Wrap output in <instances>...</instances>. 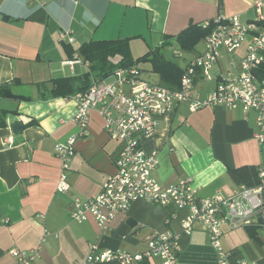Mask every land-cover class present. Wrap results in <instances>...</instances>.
I'll list each match as a JSON object with an SVG mask.
<instances>
[{"label": "crops", "instance_id": "crops-1", "mask_svg": "<svg viewBox=\"0 0 264 264\" xmlns=\"http://www.w3.org/2000/svg\"><path fill=\"white\" fill-rule=\"evenodd\" d=\"M258 1L0 0V87L27 97L0 96V121L6 124L0 126V264H20L14 250H37L35 264H78L93 246L99 251H144V238L151 230L180 231L184 211L145 201L116 215L105 229L94 218L82 223L71 218L75 197L89 199L101 193L108 176L116 171L123 145L110 139L95 112L89 136L76 145L68 173L71 190L59 193L61 162L55 149L77 131V102L71 97H47L38 86L87 73L85 65L71 67L66 62L92 40L129 38L131 46L140 42L151 50L167 37L179 36L190 24H203L220 15L238 16L242 23L255 21ZM65 30L73 31V45L60 41ZM204 40L195 51H182L183 56L175 61L182 60L184 64H179L184 69L203 52ZM250 44L251 37H247L233 52L222 50L211 69L213 80L199 75L196 90L205 96L218 83L238 77ZM177 48L171 47L172 57ZM154 75L153 83L161 84L159 75ZM257 77H264V65ZM18 123L22 127L14 130ZM257 130L254 112L220 106L190 112L182 104L159 119L154 137L142 147L148 154H157L159 165L152 176L161 185L191 177L199 198L218 192L228 196L238 186L231 170L256 167L259 173L264 171V142L255 138ZM8 136L14 137L13 145L6 143ZM222 244L233 253V260L264 264V217L236 230L225 229ZM180 246L177 264H217V251L201 226L191 235H182ZM142 264L163 263L149 258Z\"/></svg>", "mask_w": 264, "mask_h": 264}, {"label": "built area", "instance_id": "built-area-1", "mask_svg": "<svg viewBox=\"0 0 264 264\" xmlns=\"http://www.w3.org/2000/svg\"><path fill=\"white\" fill-rule=\"evenodd\" d=\"M255 7L258 18L249 23H242L238 16L220 15L202 24L207 28L213 23L212 30L205 37L203 52L184 68L179 89L148 82L138 66H131L116 69L109 79L94 82L88 91L71 97L77 102L74 117L77 131L56 145V155L61 162L59 193L71 190L68 173L77 153L76 145L89 136L95 112L103 119L104 130L110 139L123 145L115 161L116 171L108 176L101 193L89 199L75 197L71 218L79 223L94 218L100 229H105L116 215L126 214L137 201L173 206L186 213L180 231L151 230L144 238V251H99L93 246L86 259L78 264H142L149 258H158L163 264H177L181 236L191 235L197 226L206 231L217 251V264H248L245 259L233 260V253L223 247L222 237L225 229L236 230L251 219L264 217V171L260 170L261 182L256 187L238 185L231 195L218 192L211 197L199 198L191 177L171 186L156 181L152 175L159 159L155 153H146L142 144L154 137L159 119L182 104H187L190 112L216 106L242 108L246 114L254 112L258 129L255 138L264 142V77L256 75L264 64V0L258 1ZM247 37H251V44L242 60L239 76L222 81L210 93L201 95L195 88L196 78L201 75L212 81L211 69L219 61L222 50L233 52ZM60 41L73 45L76 42L73 31H62ZM182 56L181 50L173 51L175 59ZM66 64L71 67L83 64L89 68V63L78 54ZM6 143L13 145L14 137L8 136ZM13 255L19 258L20 264H35L38 251L14 250Z\"/></svg>", "mask_w": 264, "mask_h": 264}, {"label": "trees", "instance_id": "trees-1", "mask_svg": "<svg viewBox=\"0 0 264 264\" xmlns=\"http://www.w3.org/2000/svg\"><path fill=\"white\" fill-rule=\"evenodd\" d=\"M262 24L264 25V23ZM212 25L213 23L209 27L204 28L202 24H190L179 36L175 38L167 37L160 47L146 52L140 56L137 61L132 58L131 39L129 38L92 40L83 44L78 50L79 56L89 63V70L87 73L82 76L52 79L48 83L50 88L46 83L40 84L38 87L44 90V94L47 97L70 98L79 92L88 91L94 82H101L109 79L115 70L120 67H131L138 66L140 63H149L152 72L159 75L161 85L172 90L179 89L185 69H183L178 62L167 59L163 54V50L176 46L178 47L177 49L181 51H195L199 42L211 32ZM263 65H261V67ZM0 96L19 99L25 97L23 95L12 94L8 91L7 86L0 87ZM7 113V111L3 112V114ZM0 126H6L5 122L0 121ZM230 175L238 185L256 187L261 182L259 171L256 167L231 170Z\"/></svg>", "mask_w": 264, "mask_h": 264}, {"label": "rangeland", "instance_id": "rangeland-1", "mask_svg": "<svg viewBox=\"0 0 264 264\" xmlns=\"http://www.w3.org/2000/svg\"><path fill=\"white\" fill-rule=\"evenodd\" d=\"M150 50V48L145 47L144 44L137 42L135 44H133V46H131V55L132 58L137 61V59L142 56L143 54H145L146 52H148ZM163 54L167 57V59L169 60H173L175 61L176 59H174L172 57V52H171V47L164 49L163 50ZM176 62L180 63V64H184V62L182 60H177ZM139 69L141 70V74L142 77L147 80L148 82H155L156 81V76L154 75V73L152 72L151 69V65L149 63H140V65H138Z\"/></svg>", "mask_w": 264, "mask_h": 264}, {"label": "water", "instance_id": "water-1", "mask_svg": "<svg viewBox=\"0 0 264 264\" xmlns=\"http://www.w3.org/2000/svg\"><path fill=\"white\" fill-rule=\"evenodd\" d=\"M17 127H22V124H21V123L15 124V125H14V127H13V128H14V130H16V129H17ZM260 220H262V219H260Z\"/></svg>", "mask_w": 264, "mask_h": 264}]
</instances>
